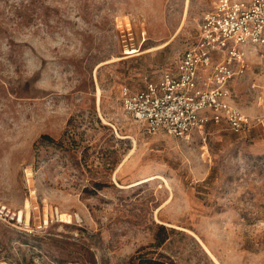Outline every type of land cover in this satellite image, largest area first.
Listing matches in <instances>:
<instances>
[{
    "label": "rangeland",
    "instance_id": "374dc122",
    "mask_svg": "<svg viewBox=\"0 0 264 264\" xmlns=\"http://www.w3.org/2000/svg\"><path fill=\"white\" fill-rule=\"evenodd\" d=\"M212 1L0 0V202L81 218L0 220V264H264V128L146 133L120 99L177 64ZM232 98L264 114L260 55Z\"/></svg>",
    "mask_w": 264,
    "mask_h": 264
},
{
    "label": "built area",
    "instance_id": "2783aa9c",
    "mask_svg": "<svg viewBox=\"0 0 264 264\" xmlns=\"http://www.w3.org/2000/svg\"><path fill=\"white\" fill-rule=\"evenodd\" d=\"M264 58V0H213L200 20L193 42L174 67L143 87L121 89L123 110L140 122L146 133L163 130L187 138L207 126H225L250 134L264 128V114L251 115L232 98V81L247 64L249 54ZM67 219L55 209L33 223L21 210L0 202V220L28 234H39Z\"/></svg>",
    "mask_w": 264,
    "mask_h": 264
},
{
    "label": "bare ground",
    "instance_id": "6f19581e",
    "mask_svg": "<svg viewBox=\"0 0 264 264\" xmlns=\"http://www.w3.org/2000/svg\"><path fill=\"white\" fill-rule=\"evenodd\" d=\"M28 205H29V202H28V201H26V202H25V206H24V207H25V208H28ZM23 211H24V210H23ZM27 211H28V210H27ZM21 213H22V211H21ZM62 216H64V214H63V213H62Z\"/></svg>",
    "mask_w": 264,
    "mask_h": 264
}]
</instances>
